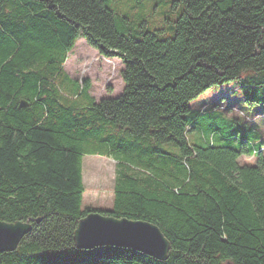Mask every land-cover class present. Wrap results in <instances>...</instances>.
<instances>
[{
    "label": "trees",
    "instance_id": "1",
    "mask_svg": "<svg viewBox=\"0 0 264 264\" xmlns=\"http://www.w3.org/2000/svg\"><path fill=\"white\" fill-rule=\"evenodd\" d=\"M176 1L174 35L159 38L119 31L106 0H0V220L32 225L0 264H264V134L189 105L235 80L264 103V0ZM81 37L122 62L118 97L97 101L63 70ZM84 155L117 162L110 209L83 205ZM90 213L157 225L168 258L79 249Z\"/></svg>",
    "mask_w": 264,
    "mask_h": 264
},
{
    "label": "rangeland",
    "instance_id": "2",
    "mask_svg": "<svg viewBox=\"0 0 264 264\" xmlns=\"http://www.w3.org/2000/svg\"><path fill=\"white\" fill-rule=\"evenodd\" d=\"M106 6L113 12L116 27L119 31L126 35H137L138 32L147 30L156 33L159 38H170L174 35L173 23L178 20L184 11V6L176 0H106ZM68 61H70L72 68L70 71L71 75L76 77L79 82L81 78V85L86 79L90 81L89 93L95 100L116 98L123 90L124 83L121 77L120 79L118 78V75H120V63L117 62L116 64L112 59H106L98 55L83 37L77 40L73 50L68 54ZM99 67L111 68L106 80L100 79L98 73H94ZM251 74L246 73L243 78ZM114 76L116 79L112 81L111 79ZM57 84L59 86V83ZM238 86L239 80L213 86L200 97L191 101L189 105L192 109H195L208 104V109L211 110L213 108L211 102L218 100L219 106L224 107L218 110L220 114L231 119L239 118L245 122V124L235 123L231 126L232 129L239 128V125L243 127L248 125L253 128L259 122L264 130V103L261 101L248 102L246 96L238 89ZM109 89L112 91L110 92ZM59 90L62 94L64 92L68 95L71 94V92L63 88H59ZM216 96H222V98L216 100ZM245 130L246 128L244 132ZM204 136L208 137L209 135L198 127L187 133L191 144H202ZM239 162L241 164H253L254 158L243 157L240 158ZM116 164L117 162L113 157L101 155L83 156L84 206H94L103 209L112 207Z\"/></svg>",
    "mask_w": 264,
    "mask_h": 264
},
{
    "label": "water",
    "instance_id": "3",
    "mask_svg": "<svg viewBox=\"0 0 264 264\" xmlns=\"http://www.w3.org/2000/svg\"><path fill=\"white\" fill-rule=\"evenodd\" d=\"M26 106L28 102L21 100L18 108ZM31 229L29 222L8 223L0 220V254L15 251ZM74 239L79 249L116 246L130 248L158 260H166L171 249L170 242L157 225L101 213H90L82 218L75 230Z\"/></svg>",
    "mask_w": 264,
    "mask_h": 264
},
{
    "label": "crops",
    "instance_id": "4",
    "mask_svg": "<svg viewBox=\"0 0 264 264\" xmlns=\"http://www.w3.org/2000/svg\"><path fill=\"white\" fill-rule=\"evenodd\" d=\"M94 50V49H93ZM96 51V50H95ZM97 52V51H96ZM97 54H98V52H97ZM99 55V54H98ZM101 56V55H100ZM112 60L113 61H115V63L117 64V62H119L120 63V68H119V72L123 69V64H122V62L119 60V59H117V58H115V57H112ZM70 61H68L67 62V59H66V61H65V63H64V65H63V70L71 77V78H74V79H76V77H74V76H72L71 75V73H70V71H71V66H70V63H69ZM80 64V63H79ZM79 66V65H78ZM100 66V65H99ZM68 70H67V69ZM110 70H111V68H109V67H104V68H97L96 70H95V72L94 73H98V75H99V78L100 79H104V80H106L107 78H108V76H109V73H110ZM93 74V73H92ZM117 75V74H116ZM115 75V76H116ZM113 77L111 80L113 81V80H115L116 79V77ZM118 78L120 79V75H118ZM110 80V81H111ZM120 81V80H119ZM106 83V82H105ZM110 83V82H109ZM120 85H121V82H120ZM123 89H124V86H123ZM109 91L111 92L112 90L111 89H109ZM114 91V90H113ZM123 92V90L121 91V93ZM120 93V94H121ZM204 106V105H203ZM202 108V106H200V107H196L195 108V110L196 111H199L200 109ZM256 115H258V114H256ZM229 119H231V118H229ZM255 127V129L257 130V131H259L258 132V136H259V138H261V136L264 134V130L261 128V125H260V123L259 122H257V124H255L254 126H253V128ZM257 133V132H256Z\"/></svg>",
    "mask_w": 264,
    "mask_h": 264
},
{
    "label": "built area",
    "instance_id": "5",
    "mask_svg": "<svg viewBox=\"0 0 264 264\" xmlns=\"http://www.w3.org/2000/svg\"><path fill=\"white\" fill-rule=\"evenodd\" d=\"M260 151H263L264 152V146L260 148Z\"/></svg>",
    "mask_w": 264,
    "mask_h": 264
}]
</instances>
